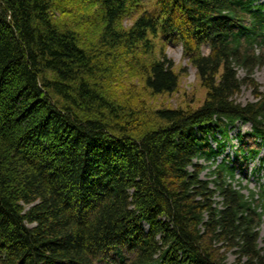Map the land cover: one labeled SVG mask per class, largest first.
<instances>
[{
  "label": "trees",
  "instance_id": "1",
  "mask_svg": "<svg viewBox=\"0 0 264 264\" xmlns=\"http://www.w3.org/2000/svg\"><path fill=\"white\" fill-rule=\"evenodd\" d=\"M71 1L0 0V264H228V252L264 264V186L246 196L233 184L237 173L264 179L250 166L264 149L253 80L264 0H77L98 7L92 41L59 23ZM157 39L191 60L199 107L147 112L111 95L117 62L140 47L144 89L176 90ZM238 123L250 129L231 144Z\"/></svg>",
  "mask_w": 264,
  "mask_h": 264
},
{
  "label": "rangeland",
  "instance_id": "2",
  "mask_svg": "<svg viewBox=\"0 0 264 264\" xmlns=\"http://www.w3.org/2000/svg\"><path fill=\"white\" fill-rule=\"evenodd\" d=\"M80 1V0H79ZM71 4H68L66 7V12H69V15H64L60 13L59 23L60 24H73L77 31L78 24L84 30V39L86 41L95 40V15L98 12V7L93 6L90 8V5L83 2H78L77 0H72ZM140 4L146 3V0H139ZM153 3V2H151ZM90 9L89 11H86ZM138 13L134 14L132 17L125 16L123 20L120 22L119 26L123 30L129 29L132 25L135 17ZM96 29V28H95ZM153 55L155 57H159L160 52L163 51L168 59H170L173 64V70L178 75V85L176 90L171 94L164 95H153L148 90L144 89L143 79L141 75L135 69L134 64L139 62L140 64L146 65L150 57L148 55H144L141 47L138 52L126 53L122 56V60L117 62V70L116 74L112 77L113 80L109 83L108 88H110L111 95L116 102L120 104L123 100L133 99V104L135 105V110H140L145 108L146 111H155L157 109L162 108H181V109H195L199 107L205 98L206 91L201 86L200 79L196 73L195 68L191 65V60L184 55L181 46H162V43L157 39L154 41L153 46ZM203 53L206 54L207 50L204 49ZM264 56V52H263ZM243 72H239V77H243ZM253 80L258 86H260V90H264V67L260 66L255 69ZM237 102L241 104H246L253 101V96L251 90L243 87L236 97ZM250 129V125L238 123L234 130L230 133L232 137V143L235 144V140L233 139L234 134L238 132H246ZM215 145V143H213ZM225 152H230V147H226ZM221 160V159H219ZM202 163V162H200ZM260 166L259 161L255 160L254 163L251 164L253 166ZM203 165V163H202ZM254 168H252L253 171ZM261 175L264 173V164L261 168ZM209 171L206 169L201 174L202 179H209L211 176L208 175ZM264 184V179L260 176L257 178L255 176L237 174L235 176L234 185L236 188L238 186L245 187L246 189L243 191L244 195H249V192L257 193L259 191V185ZM259 184V185H258ZM219 200L218 198L216 199ZM264 219V217H263ZM260 239H259V247L264 248V220L261 223L259 228ZM228 264H235V256L233 253L228 252L224 256Z\"/></svg>",
  "mask_w": 264,
  "mask_h": 264
}]
</instances>
